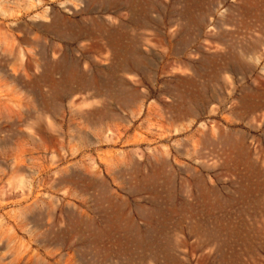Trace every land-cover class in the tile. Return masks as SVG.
Instances as JSON below:
<instances>
[{
	"label": "rangeland",
	"instance_id": "1",
	"mask_svg": "<svg viewBox=\"0 0 264 264\" xmlns=\"http://www.w3.org/2000/svg\"><path fill=\"white\" fill-rule=\"evenodd\" d=\"M0 264H264V0H0Z\"/></svg>",
	"mask_w": 264,
	"mask_h": 264
},
{
	"label": "bare ground",
	"instance_id": "2",
	"mask_svg": "<svg viewBox=\"0 0 264 264\" xmlns=\"http://www.w3.org/2000/svg\"><path fill=\"white\" fill-rule=\"evenodd\" d=\"M59 64V63H58ZM55 66V65H54ZM59 66H60V64H59ZM56 70V69H55ZM48 79H49V81L50 82H55L56 81V78H54L52 75H50L49 77H48ZM57 83V82H56ZM53 85V84H52ZM61 96V95H60ZM57 101V100H56ZM58 101H59V99H58ZM40 123H41V119L40 118H37V121H36V126L37 127H39V125H40ZM46 127V126H45ZM36 128V127H35ZM34 128V129H35ZM40 128V127H39ZM58 128V127H57ZM36 130H39L38 128L36 129ZM52 130H54V129H52ZM58 130V129H57ZM34 131V130H33ZM59 131V130H58ZM58 133V132H57ZM37 134H39V135H41V136H38V137H40L41 139H40V141H39V143L38 144H40L42 141H44V140H48V141H52V142H54L53 141V139H55V138H52V135L53 134H50V132L48 131H44V130H42V129H40L39 131H37ZM34 135V134H33ZM30 136V135H29ZM28 136V137H29ZM32 137V136H31ZM31 137H30V140H32L31 139ZM34 138H35V136H34ZM37 139V138H36ZM39 140V139H38ZM37 141V140H36ZM35 141V142H36ZM47 141V142H48ZM32 142V141H31ZM30 142V143H31ZM34 142V141H33ZM38 144H36V145H38ZM33 145H35V143H33ZM41 145V144H40ZM46 145V144H45ZM56 145H58V144H56ZM40 148L42 147V146H39ZM42 150H43V147L41 148ZM42 158V157H41ZM35 159H37V158H35Z\"/></svg>",
	"mask_w": 264,
	"mask_h": 264
}]
</instances>
